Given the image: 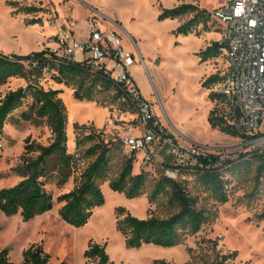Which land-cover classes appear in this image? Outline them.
<instances>
[{
    "label": "rangeland",
    "instance_id": "1",
    "mask_svg": "<svg viewBox=\"0 0 264 264\" xmlns=\"http://www.w3.org/2000/svg\"><path fill=\"white\" fill-rule=\"evenodd\" d=\"M183 4L212 13L220 0H0V53L28 56L44 50L54 51L59 31L70 29L77 39L87 37L86 21L94 17L106 31L116 33L126 51L136 54L132 76L142 93L155 104L162 124L179 142L208 148L214 159H238L256 150L264 154V148L248 147L244 145L246 141L225 135L208 123L210 113L218 111V104L211 89L204 88L203 83L221 73L224 59L219 56L201 62L197 55L219 41L220 25L212 18L210 32L200 27L192 35L176 36V29L191 16L163 22L158 17L162 8L172 9ZM40 85L46 91H63L60 98L68 114V153L82 157L92 145L84 141L85 137L90 133L100 135L101 140L115 145L111 175L117 177L126 159L121 140L140 132L137 115L123 93L103 92L99 88L94 101L89 102L76 99L73 89L56 84L50 74L44 76ZM26 86L23 79H11L0 86V100L7 93ZM24 110L27 107L16 112L15 118ZM52 141L46 125L11 120L0 139V190L23 180L18 168L28 142L48 146ZM77 142H82L79 149ZM163 154L159 150V155ZM134 159L135 175L141 172V163L138 158ZM166 159V163L173 164L172 158ZM91 160L85 158L62 187L57 186V173L52 174L46 186L55 199L52 211L29 222L23 221L20 215L8 218L0 211V251L8 249L13 264H21L23 252L33 245L43 247L51 257V264H86L84 255L91 244L104 246L115 264H206L234 253L237 256L226 264H264V220L260 219L264 215V160L249 158L240 173L225 174L229 180V200L224 205L214 200L195 176L177 175V180L188 182L196 208L205 211L208 220L198 234L188 236L183 245L170 249L155 246L129 249L117 229L120 208L142 220L168 219L178 213L167 195L154 204L149 202L154 182L161 177L154 168L145 170L148 185L143 197L129 199L123 193L112 191L105 182L100 186L105 204L94 211L86 226L74 228L61 220L62 205L57 199L74 189Z\"/></svg>",
    "mask_w": 264,
    "mask_h": 264
},
{
    "label": "trees",
    "instance_id": "2",
    "mask_svg": "<svg viewBox=\"0 0 264 264\" xmlns=\"http://www.w3.org/2000/svg\"><path fill=\"white\" fill-rule=\"evenodd\" d=\"M191 16L180 25L174 34L189 36L197 33L202 27L210 32L212 13L200 10L197 6L183 4L172 9H161L159 22L178 20ZM220 33V29H219ZM201 62H207L221 56L219 43H213L197 55ZM46 74L58 85L75 91V98L80 101H94L95 94L100 88L103 92L120 91L115 83L102 75L90 73L84 67L59 60L50 50L32 53L28 56H7L0 53V86L6 85L11 79H23L27 86L7 93L0 100V139L4 136L5 127L14 120L16 123L35 122L46 125L53 136L48 146L28 142L22 156V164L18 171L23 180L11 188L0 190V211L8 218L20 215L25 222L42 216L53 210L55 199L47 190V181L52 174L57 173V186H64L71 177L73 170L77 171L85 158L92 159L79 177V182L69 193L58 197L57 203L62 205L59 210L61 220L74 228L87 225L96 209L105 204L101 184L108 182L109 187L116 193H123L129 199H139L146 194L148 177L145 172L133 174L135 159L127 157L117 177H112L111 159L114 143L101 140L100 135L90 133L84 141L92 145L82 157L68 153V114L67 108L60 98L62 90H45L41 81ZM220 81L219 75L210 76L203 87L210 89L213 83ZM217 104L223 99L214 94ZM27 107L19 118L15 113ZM208 123L213 129L221 133L239 137L238 133L214 110L210 113ZM80 129V128H77ZM82 142H77V148ZM262 151L247 152L233 161H227L222 166L212 169H181L179 176L191 174L198 184L206 190L220 205L228 202L229 180L225 174L240 173L242 165H247L249 158L264 160ZM173 170H177L174 167ZM167 195L171 206L178 209V213L168 219L150 217L138 219L125 209H118L117 229L124 236L129 249H141L144 246H155L170 249L183 245L188 236L198 234L206 224L208 216L205 211L196 208V200L188 191V182L168 179L161 176L154 182L149 202L154 204L161 196ZM264 220V215L260 216ZM237 253L224 256L206 264H226ZM21 264H51V257L45 253L41 245H33L23 252ZM86 264H115L106 252V248L99 244H91L85 252ZM0 264H13L9 259V250L0 251ZM60 264H66L64 262ZM160 264H167L161 262Z\"/></svg>",
    "mask_w": 264,
    "mask_h": 264
},
{
    "label": "built area",
    "instance_id": "3",
    "mask_svg": "<svg viewBox=\"0 0 264 264\" xmlns=\"http://www.w3.org/2000/svg\"><path fill=\"white\" fill-rule=\"evenodd\" d=\"M212 18L220 25L218 43L224 59L220 81L210 86L212 93L223 99L218 115L246 140L244 145L264 148V0H220ZM86 25L88 36L81 39L70 29L59 31L56 50L50 51L59 60L105 76L120 88L140 126L138 135L124 137L121 144L127 157L140 160L141 172L154 168L161 176L177 180L181 169H212L233 161L214 159L208 148L179 142L132 76L136 54L126 51L116 33L106 31L94 17H89ZM159 150L172 158L173 164L160 161Z\"/></svg>",
    "mask_w": 264,
    "mask_h": 264
},
{
    "label": "crops",
    "instance_id": "4",
    "mask_svg": "<svg viewBox=\"0 0 264 264\" xmlns=\"http://www.w3.org/2000/svg\"><path fill=\"white\" fill-rule=\"evenodd\" d=\"M136 83H137L138 86H140L139 83H138L137 81H136ZM139 88H140V87H139ZM143 95L148 99V96H146L145 93H143ZM158 156H159V160H160V161H162V162H168L167 159H166V158H168V157H167L165 154H163V155H159V154H158ZM165 157H166V158H165ZM160 158H161V159H160Z\"/></svg>",
    "mask_w": 264,
    "mask_h": 264
},
{
    "label": "bare ground",
    "instance_id": "5",
    "mask_svg": "<svg viewBox=\"0 0 264 264\" xmlns=\"http://www.w3.org/2000/svg\"><path fill=\"white\" fill-rule=\"evenodd\" d=\"M153 253V252H152Z\"/></svg>",
    "mask_w": 264,
    "mask_h": 264
}]
</instances>
